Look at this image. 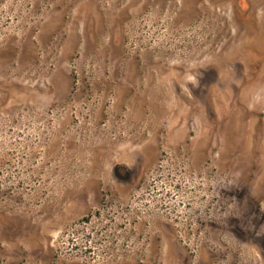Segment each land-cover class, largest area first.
<instances>
[{"label":"rangeland","instance_id":"374dc122","mask_svg":"<svg viewBox=\"0 0 264 264\" xmlns=\"http://www.w3.org/2000/svg\"><path fill=\"white\" fill-rule=\"evenodd\" d=\"M0 264H264V0H0Z\"/></svg>","mask_w":264,"mask_h":264}]
</instances>
